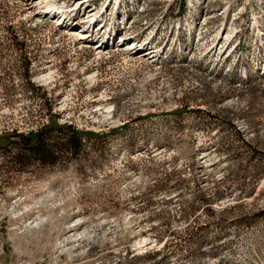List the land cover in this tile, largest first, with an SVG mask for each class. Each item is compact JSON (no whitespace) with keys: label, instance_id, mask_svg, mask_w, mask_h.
<instances>
[{"label":"rangeland","instance_id":"obj_1","mask_svg":"<svg viewBox=\"0 0 264 264\" xmlns=\"http://www.w3.org/2000/svg\"><path fill=\"white\" fill-rule=\"evenodd\" d=\"M53 121L89 136L0 155V264H264V0H0V132Z\"/></svg>","mask_w":264,"mask_h":264},{"label":"trees","instance_id":"obj_2","mask_svg":"<svg viewBox=\"0 0 264 264\" xmlns=\"http://www.w3.org/2000/svg\"><path fill=\"white\" fill-rule=\"evenodd\" d=\"M86 131H80L71 124L49 122L25 132L3 130L0 132V155L7 162L24 166L30 160L41 164H54L66 154H75ZM264 157V151H259Z\"/></svg>","mask_w":264,"mask_h":264},{"label":"bare ground","instance_id":"obj_3","mask_svg":"<svg viewBox=\"0 0 264 264\" xmlns=\"http://www.w3.org/2000/svg\"><path fill=\"white\" fill-rule=\"evenodd\" d=\"M84 2H86V1H84ZM84 2H81V4L80 5H82V3H84ZM80 3V2H79ZM48 6H51L52 7V5H47V7ZM84 6L86 7V6H88L87 4L85 5V3H84ZM95 7V6H94ZM58 8V11H63L62 9H60L61 7L59 6V7H57ZM47 9V8H46ZM52 8H50L49 7V11H46L45 9V11L46 12H48L47 14L46 13H44L45 15H49V13L51 12V11H54V9H55V6H54V8L51 10ZM55 10H57V9H55ZM94 10V9H93ZM58 11H54V13H57ZM91 11V10H90ZM59 15H60V17H62V12L61 13H59ZM126 38H122V41H124ZM107 41H109V40H107ZM106 41V42H107ZM104 41L102 42L101 41V39L99 40V45H103L104 46ZM143 46V45H142ZM99 47V46H98ZM146 55V54H145ZM49 76V73H43V74H40V75H38V77H37V79L38 80H45L47 77Z\"/></svg>","mask_w":264,"mask_h":264}]
</instances>
